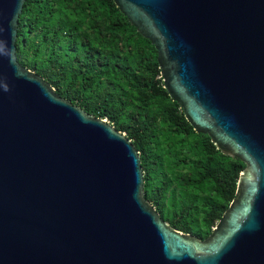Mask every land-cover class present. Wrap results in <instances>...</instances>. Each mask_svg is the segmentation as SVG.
<instances>
[{"label":"water","instance_id":"obj_1","mask_svg":"<svg viewBox=\"0 0 264 264\" xmlns=\"http://www.w3.org/2000/svg\"><path fill=\"white\" fill-rule=\"evenodd\" d=\"M113 1L194 130L244 162L234 198L204 239L171 226L125 132L17 60L25 0H0V264H264V0Z\"/></svg>","mask_w":264,"mask_h":264},{"label":"trees","instance_id":"obj_2","mask_svg":"<svg viewBox=\"0 0 264 264\" xmlns=\"http://www.w3.org/2000/svg\"><path fill=\"white\" fill-rule=\"evenodd\" d=\"M15 45L22 65L131 139L164 220L209 235L245 164L194 130L163 87L154 45L113 0H25Z\"/></svg>","mask_w":264,"mask_h":264}]
</instances>
